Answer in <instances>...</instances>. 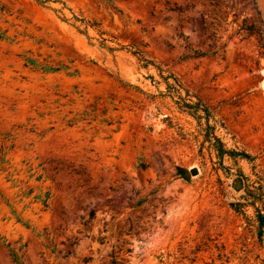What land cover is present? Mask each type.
<instances>
[{
	"label": "rangeland",
	"instance_id": "obj_1",
	"mask_svg": "<svg viewBox=\"0 0 264 264\" xmlns=\"http://www.w3.org/2000/svg\"><path fill=\"white\" fill-rule=\"evenodd\" d=\"M245 23L264 0H0V264H264Z\"/></svg>",
	"mask_w": 264,
	"mask_h": 264
},
{
	"label": "trees",
	"instance_id": "obj_2",
	"mask_svg": "<svg viewBox=\"0 0 264 264\" xmlns=\"http://www.w3.org/2000/svg\"><path fill=\"white\" fill-rule=\"evenodd\" d=\"M176 9L180 10V7H176ZM172 10H175V9H172ZM240 30H245L246 32H248V34L250 35H263L264 34V30L261 28L260 26V23L259 24H252V25H248V24H244L243 27L240 28ZM193 54L194 56H197V57H205L207 55H215L217 54V51H212L210 53H205V52H202V51H193ZM168 87L169 88H174L172 86H170L168 84ZM201 101H199V103H197L196 105H188V108H191V109H194L195 111H199L201 109L200 105H201ZM205 112H207V110H205ZM225 154H229L233 157H235L237 155V153H235L234 151H224L223 149H219V155H220V158L223 157V155ZM245 157L248 158V155L244 154ZM261 236L264 235V231L261 229ZM1 240V238H0ZM11 251V256L13 258V261L16 263V264H22L20 262V257L18 255V253L15 251V249H10ZM113 264H128V261H126L125 259H122L121 262H117V261H114Z\"/></svg>",
	"mask_w": 264,
	"mask_h": 264
},
{
	"label": "water",
	"instance_id": "obj_3",
	"mask_svg": "<svg viewBox=\"0 0 264 264\" xmlns=\"http://www.w3.org/2000/svg\"><path fill=\"white\" fill-rule=\"evenodd\" d=\"M197 173H198V171L196 169L193 170V172H192L193 175H196Z\"/></svg>",
	"mask_w": 264,
	"mask_h": 264
},
{
	"label": "bare ground",
	"instance_id": "obj_4",
	"mask_svg": "<svg viewBox=\"0 0 264 264\" xmlns=\"http://www.w3.org/2000/svg\"><path fill=\"white\" fill-rule=\"evenodd\" d=\"M263 86H264V79H263Z\"/></svg>",
	"mask_w": 264,
	"mask_h": 264
}]
</instances>
